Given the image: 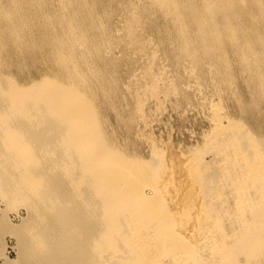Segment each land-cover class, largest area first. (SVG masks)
Returning a JSON list of instances; mask_svg holds the SVG:
<instances>
[{
    "label": "bare ground",
    "instance_id": "obj_1",
    "mask_svg": "<svg viewBox=\"0 0 264 264\" xmlns=\"http://www.w3.org/2000/svg\"><path fill=\"white\" fill-rule=\"evenodd\" d=\"M149 34L180 79L212 77L260 125L264 0H0V193L29 211L0 229L21 264H264V133L248 119L215 103L204 146L148 158L107 128L103 106L130 131L146 99L180 89L160 86ZM138 52L148 82L127 85L128 114Z\"/></svg>",
    "mask_w": 264,
    "mask_h": 264
},
{
    "label": "rangeland",
    "instance_id": "obj_2",
    "mask_svg": "<svg viewBox=\"0 0 264 264\" xmlns=\"http://www.w3.org/2000/svg\"><path fill=\"white\" fill-rule=\"evenodd\" d=\"M119 16H116V21H114L115 23L117 22L116 25H119H117L118 28L123 24V17L122 15L121 17ZM148 37L149 39H153L152 43L157 46L158 64L154 66V69L163 74L160 80V86H165L167 81L171 79L179 84L180 89L178 93L174 95L171 94L166 96L161 92L159 98L149 97L150 99H146L144 115L143 117H135L130 131L124 126L123 120H120L119 117L117 118L113 110L109 108V111V109H107L108 107L106 108V106H103L102 114L106 120L107 128L109 132L115 133V141H117V145L120 148L126 147L129 151L135 152L143 158L150 157L154 144H157V146L159 145L161 148L163 147V149L170 147L179 152V154H190L193 148L197 149L204 146V142L207 141L211 133L214 132L212 129H215L216 123L213 117V105L218 102L220 104L222 103L221 106L224 107L222 113L223 116L226 115L224 117L225 123L227 122V118L231 116L236 119H246L247 116H244L239 105L233 98L234 94L229 91L227 92V90H223L220 84L213 80L212 77H210L208 82L202 83L197 74L191 69H188L183 71L185 77L180 79V73L174 66L170 56L165 54L160 46L156 45L158 41L155 34H149ZM120 50L121 49H118L116 52V55H119L118 57L123 54V51ZM139 54V61L132 66L133 68L131 71L125 72L123 78H121L124 85L123 91H125L124 93L129 100L125 103L126 109H124L125 113L128 114H130V109L133 108V105L130 101L131 92L127 91L129 89L126 88L127 85H133L134 88L138 87L139 89V87L144 88V85L148 82V79H144L143 77V70L149 63V54L146 53V55L143 52ZM125 66H127V64ZM43 68L41 67V69L37 71L41 76L42 74L48 73V70ZM33 74V78L35 79L41 77L35 72ZM239 81L242 82L241 80ZM243 91L246 95V89H243ZM247 119L252 123L253 127L257 130L259 129L260 133H264V117L260 120V125L256 124L251 118ZM154 139L157 140L156 143H154ZM151 141L153 142L151 143ZM206 158L211 160L213 158L212 153H207ZM1 195L0 220L7 215V217L9 216L8 219L11 218L9 219L11 223H23V220L28 217V208L25 205H23L25 207L21 205L22 207H16V210L15 207L11 209L7 206L8 202L5 200V197ZM9 233L10 232L1 234L0 229V264H21L19 259L20 247H18L17 236H13V233L12 235Z\"/></svg>",
    "mask_w": 264,
    "mask_h": 264
}]
</instances>
